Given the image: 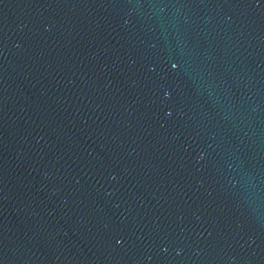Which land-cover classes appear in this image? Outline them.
Instances as JSON below:
<instances>
[{"label":"water","instance_id":"obj_1","mask_svg":"<svg viewBox=\"0 0 264 264\" xmlns=\"http://www.w3.org/2000/svg\"><path fill=\"white\" fill-rule=\"evenodd\" d=\"M0 264H264V0H0Z\"/></svg>","mask_w":264,"mask_h":264}]
</instances>
